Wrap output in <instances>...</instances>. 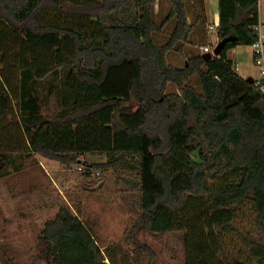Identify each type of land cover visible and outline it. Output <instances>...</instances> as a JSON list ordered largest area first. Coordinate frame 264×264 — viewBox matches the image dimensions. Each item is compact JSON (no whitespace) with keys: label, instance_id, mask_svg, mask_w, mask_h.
<instances>
[{"label":"trees","instance_id":"trees-1","mask_svg":"<svg viewBox=\"0 0 264 264\" xmlns=\"http://www.w3.org/2000/svg\"><path fill=\"white\" fill-rule=\"evenodd\" d=\"M157 1L0 0V161L104 152L87 177L134 170L137 180L118 181L141 194L146 231L184 233L185 264H264V94L228 57L261 40L259 0H218L222 49L208 61L186 51L196 27L186 1L169 0L160 24ZM52 97L57 112L45 114ZM41 239L57 262L107 264L67 208Z\"/></svg>","mask_w":264,"mask_h":264},{"label":"rangeland","instance_id":"rangeland-1","mask_svg":"<svg viewBox=\"0 0 264 264\" xmlns=\"http://www.w3.org/2000/svg\"><path fill=\"white\" fill-rule=\"evenodd\" d=\"M167 3L160 0L158 12L155 11L158 24L168 14ZM213 19L211 11V22ZM170 34L171 27L167 24L157 39L164 43ZM173 55L169 58L171 62ZM239 58L261 77L252 48L242 46ZM192 83L199 87L197 78ZM176 90L174 85L167 89ZM55 106L56 98L52 97L43 112L54 114ZM127 106L135 110L138 103L133 100ZM1 155L0 264H64L56 261L60 255H53L48 243L41 239L46 222L56 218L58 206L59 210L67 208L72 213H81L89 226L99 228L98 244L107 264H185L182 231L162 234L144 228L141 194L118 181V175L127 180L138 179L129 166H119V174L113 168L93 170L91 177H87L85 164L107 161L106 153L89 152L81 156L82 162L72 164L43 153Z\"/></svg>","mask_w":264,"mask_h":264},{"label":"crops","instance_id":"crops-1","mask_svg":"<svg viewBox=\"0 0 264 264\" xmlns=\"http://www.w3.org/2000/svg\"><path fill=\"white\" fill-rule=\"evenodd\" d=\"M185 1H186L187 9H188L189 21L194 23L196 26L193 37H192V43L186 45L187 53L189 55H191L193 53L203 51L205 47H209L210 49H214L215 46L217 44H219V37H218V33L216 32L218 25H219V21H220L218 0H185ZM159 2H160V0L157 1L156 6H155V11H157V12H158ZM167 2H168L167 3V11L169 12L171 5H170L169 0H167ZM211 11H212V14H214V19L212 22L210 20ZM263 16H264V0H259L260 25H259L258 29H259V32L261 35V42L264 44V20H263ZM168 24L170 25L171 32H172V30L174 28V21L172 20ZM211 25L214 26L213 29L210 28ZM214 30H216V31H214ZM213 33H215V34H213ZM241 47L242 46H238V47L232 49L228 54L229 59L232 60L234 63V67H235L236 71L238 72V74L241 77H243L246 80H249L252 82L261 80L262 78L258 77L256 72L253 73L251 68L245 67L242 64V61H240V58L238 59V53H239V49ZM243 47L252 48L253 54H254V46L253 45L252 46H243ZM196 48H198V49L194 50ZM171 55H173L172 56V62L175 65L180 66L181 62L183 61L181 56L177 53H172ZM254 58H255V56H254ZM59 211L60 210H59V206H58V208H56L54 213L57 214ZM73 214L78 216L83 221V223L91 231V233L93 234V236L95 237L97 242H100L99 241L100 237H99V233H98L99 228L93 227L92 225L89 226L84 221V218H83V216H81V213H78L75 211V213H73ZM87 221H89V220H87Z\"/></svg>","mask_w":264,"mask_h":264},{"label":"built area","instance_id":"built-area-1","mask_svg":"<svg viewBox=\"0 0 264 264\" xmlns=\"http://www.w3.org/2000/svg\"><path fill=\"white\" fill-rule=\"evenodd\" d=\"M210 28L213 29L214 26L211 25ZM253 46H254V56H255L254 62L262 78L261 80L255 81V85L259 87L264 94V44L260 40L258 43L254 44ZM204 52H210V48L205 47ZM97 174H99V172H97Z\"/></svg>","mask_w":264,"mask_h":264},{"label":"water","instance_id":"water-1","mask_svg":"<svg viewBox=\"0 0 264 264\" xmlns=\"http://www.w3.org/2000/svg\"><path fill=\"white\" fill-rule=\"evenodd\" d=\"M221 49H222V44L219 43L215 46L214 51L213 52H206L203 54V58L205 61H208L209 59H211L213 56H219L221 53Z\"/></svg>","mask_w":264,"mask_h":264}]
</instances>
